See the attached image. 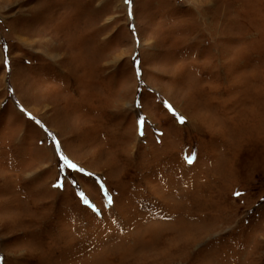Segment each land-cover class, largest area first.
Wrapping results in <instances>:
<instances>
[{"label":"rangeland","instance_id":"1","mask_svg":"<svg viewBox=\"0 0 264 264\" xmlns=\"http://www.w3.org/2000/svg\"><path fill=\"white\" fill-rule=\"evenodd\" d=\"M0 264H264V0H0Z\"/></svg>","mask_w":264,"mask_h":264},{"label":"snow or ice","instance_id":"2","mask_svg":"<svg viewBox=\"0 0 264 264\" xmlns=\"http://www.w3.org/2000/svg\"><path fill=\"white\" fill-rule=\"evenodd\" d=\"M125 2H126V3H130V0H125ZM129 15H131V12L129 13ZM168 107H169V111H173V114L175 115L174 110L171 108V106H168ZM179 122H180V123H184V119H183V117H180ZM62 159H64V158L62 157ZM188 162L191 163L192 161L189 160ZM70 166L73 167V168H76V165H74V164H72V165H70ZM53 186H54V187H60L59 184H56V185H53ZM79 195H81V197L83 198V193H79ZM236 195H240V193H236ZM84 203H87V200H84ZM109 203H111V200H109Z\"/></svg>","mask_w":264,"mask_h":264}]
</instances>
